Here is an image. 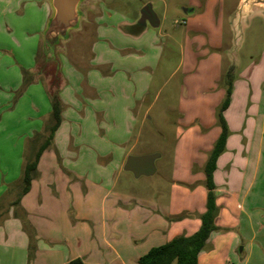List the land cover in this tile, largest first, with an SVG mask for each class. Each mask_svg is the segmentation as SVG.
<instances>
[{"label": "crops", "instance_id": "obj_1", "mask_svg": "<svg viewBox=\"0 0 264 264\" xmlns=\"http://www.w3.org/2000/svg\"><path fill=\"white\" fill-rule=\"evenodd\" d=\"M238 3L239 0H185L174 19L184 25L185 36L176 66L181 73L177 102L180 123L168 189L138 193L115 190L116 175L111 180L106 167L87 169L88 163L95 166L92 155L88 162L77 156L64 166V172L50 166L55 165L51 149L62 152L55 142L58 125L48 145L51 148L38 157L36 168L40 174L37 177L34 173L25 193L20 192L22 158L15 175L0 177V264H65L73 258H80L84 264H139L138 258L151 247L195 232L206 204L203 165L221 131L216 108L225 94L222 76L230 66L233 80L228 105L222 111L228 134L212 173L217 229L209 234L197 263L229 264L238 244L243 252L247 243L249 254L254 237L264 242L263 233L256 230L259 223L264 225V156L260 151L264 137V49L243 69L234 62L223 63L224 20L229 23L235 45L236 30L246 18L245 13L236 11ZM153 12L159 25V17ZM148 24L129 18L119 23L124 42H117L118 49L129 51V57L138 52L134 57H140L136 64V104L132 107L135 116L145 114L150 104L147 99L154 62H140L150 54L147 42H141L153 31ZM232 47L228 51L230 57ZM42 138L38 149L45 134ZM121 143L118 151L109 156L111 161L118 157L117 169L124 166L130 151L120 149ZM35 151L36 145L34 155ZM142 154L146 153L137 155ZM158 156L153 159L154 166ZM156 170L155 167L148 175Z\"/></svg>", "mask_w": 264, "mask_h": 264}, {"label": "rangeland", "instance_id": "obj_2", "mask_svg": "<svg viewBox=\"0 0 264 264\" xmlns=\"http://www.w3.org/2000/svg\"><path fill=\"white\" fill-rule=\"evenodd\" d=\"M149 2L160 24L153 28L148 24L153 31L141 40L147 42L150 54L140 62L151 60L154 67L147 99L149 107L145 114L135 116L132 107L136 104V64L140 57H134L138 52L131 51L134 55L129 57V51L118 49V43L124 42L119 23H125L127 18L137 23L142 7ZM184 2H81L83 15L79 26L69 30L67 38L55 45L57 72L54 61L45 63L47 58L42 50L41 32L50 13L47 0H0V177L15 175L20 158L24 164L33 160L35 145L38 150V141L44 134L47 136L51 110L49 90L58 86L64 107L55 142L62 147V152L58 154L57 148L51 149L55 165L50 166L64 172V166L77 156L87 158L84 161L88 162L92 155L95 166L88 163L87 169L106 167L111 180L116 175L115 190L119 188L127 193L167 190L180 123L177 102L181 73L176 66L181 59L185 36L184 25L174 19ZM162 16L164 19H160ZM228 24L225 19L223 63L234 62L238 69H243L264 49V15L254 13L240 22L235 45ZM230 47L234 49L231 57L228 55ZM261 90L264 92V88ZM139 110L142 111V107ZM119 143L120 149H130L125 160L128 155L140 153L159 155L155 160L156 172L136 177L123 170V165L117 169L118 157L111 161L109 156L118 151ZM48 148L51 145L41 152ZM95 151L107 152L103 155L94 154ZM260 151L264 156V137ZM120 155L123 157V151ZM261 170L264 172V163ZM35 174L39 176L38 168ZM256 230L264 236V225L259 223ZM253 240L249 254L247 243L243 252L239 251L238 244V251L229 264H264V242L256 237Z\"/></svg>", "mask_w": 264, "mask_h": 264}, {"label": "trees", "instance_id": "obj_3", "mask_svg": "<svg viewBox=\"0 0 264 264\" xmlns=\"http://www.w3.org/2000/svg\"><path fill=\"white\" fill-rule=\"evenodd\" d=\"M232 66H230L222 76L225 83L224 97L216 108V121L221 131L215 140L211 150L207 155V159L203 165L205 175L204 184L207 189L205 210L200 214V225L198 229L190 235H177L170 240L151 247L147 252L138 258L139 264H198L197 256L204 247L209 234L217 229L215 217L217 214V206L214 202L212 173L215 169V162L218 155L224 150L225 139L228 129L222 116V111L227 107L229 102V94L233 80ZM50 97V119L47 130V136L44 143L35 153L31 162H27L23 166L21 178V193H25L30 185V181L36 171L37 160L40 152L46 148L52 139L54 130L61 121V111L64 107L58 96V86L49 90ZM65 264H84L80 258L68 260Z\"/></svg>", "mask_w": 264, "mask_h": 264}, {"label": "water", "instance_id": "obj_4", "mask_svg": "<svg viewBox=\"0 0 264 264\" xmlns=\"http://www.w3.org/2000/svg\"><path fill=\"white\" fill-rule=\"evenodd\" d=\"M83 1L85 0H48L51 12L41 32L42 50L43 56L47 58L45 63L54 61V70L57 72L59 65L55 56V45L60 40L67 38L69 30L79 26L83 15L79 4ZM236 11L246 14L244 20H247L255 12L264 14V0H239ZM150 17H153L154 22L149 21V24L151 26L158 25V18L150 4L147 3L140 11L138 22L145 23V20ZM236 32L238 33V30ZM57 72L55 75H58ZM156 156L157 154L128 155L123 168L132 172L135 176L151 174L155 170L153 159Z\"/></svg>", "mask_w": 264, "mask_h": 264}, {"label": "flooded vegetation", "instance_id": "obj_5", "mask_svg": "<svg viewBox=\"0 0 264 264\" xmlns=\"http://www.w3.org/2000/svg\"><path fill=\"white\" fill-rule=\"evenodd\" d=\"M149 21L154 22L153 17L147 18V19L145 20V23H150Z\"/></svg>", "mask_w": 264, "mask_h": 264}]
</instances>
